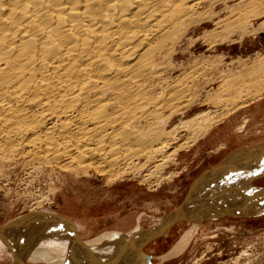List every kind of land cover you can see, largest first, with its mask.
<instances>
[{
  "label": "bare ground",
  "instance_id": "6f19581e",
  "mask_svg": "<svg viewBox=\"0 0 264 264\" xmlns=\"http://www.w3.org/2000/svg\"><path fill=\"white\" fill-rule=\"evenodd\" d=\"M258 30L264 31V0H0V161H13L18 155L39 168L57 167L66 180L160 186L175 177L166 172L169 164L178 166L193 144L211 134L214 123L264 93V54L251 69L231 71L234 67L226 64L231 70L219 68L217 76L213 72L208 78L212 63L198 66L193 61L186 68L180 45L185 41L195 45L202 39L214 43L210 46L218 52L219 37ZM193 33H200L199 38L193 39ZM180 69L184 70L176 74ZM209 83L217 86L208 89ZM261 149L262 157L252 161V167L245 164L249 160L243 152L242 159L241 152L235 153L224 167L258 172L260 159L264 161ZM234 174L227 176L218 169L210 177L208 193L198 188L204 184L202 177L192 195L203 197L189 198L164 218L169 222L191 207L197 212L190 218L196 223L162 260L186 249L200 218L223 214L218 212L219 203L224 201L230 212L238 213L251 206L243 205L249 201L246 198L264 197V188L249 184L250 189L240 190L247 180L240 182ZM247 174L256 175L253 170ZM57 192L50 189L36 203L49 201ZM235 195H244L239 201L245 203L235 204L239 202ZM201 202L205 204L197 205ZM211 204L216 206L213 210ZM21 226L31 230L19 246L14 231ZM162 231L139 229L128 242L126 257L139 256V263L150 264L140 246ZM124 236L105 232L81 241L69 219L37 212L35 207L0 227V239L16 257L15 264L24 260L81 264L77 260L84 256L81 250L89 254L85 262H110L112 257L115 264L118 248L114 247Z\"/></svg>",
  "mask_w": 264,
  "mask_h": 264
},
{
  "label": "rangeland",
  "instance_id": "374dc122",
  "mask_svg": "<svg viewBox=\"0 0 264 264\" xmlns=\"http://www.w3.org/2000/svg\"><path fill=\"white\" fill-rule=\"evenodd\" d=\"M260 20L262 21L263 18L261 17L258 21L256 20L255 26L257 23H260ZM202 31L203 29L200 30V33ZM200 33L198 36L196 35L197 33H193V39L199 38ZM250 33L246 35H239L240 33H237L235 35L236 37H227V35L219 37V42L216 40L217 44L221 42L218 45L220 47L218 52H215L213 47L210 46L214 43L210 44V42H204L202 39H198L199 41L195 42V45L188 41L182 42L180 46L185 50L184 52L186 54L182 58L183 66L189 68L190 66L188 67V65H191L190 63L193 61V63L198 61V66L200 64L207 66L211 63L214 66V63H217L214 67L211 66L213 68L208 65L210 67L208 78L214 75L217 76L220 69L227 72L230 65L234 67L231 68L230 66L232 70H229L231 71L251 69L260 62V59L258 60L257 58H260L264 54V31L258 30L251 31ZM232 41L234 42L232 43ZM189 43L191 46L188 45ZM198 55L199 58H197ZM213 55H215V58ZM217 55H223L224 57H219V60ZM192 56L194 58L190 60ZM202 57L204 63L203 59H201ZM210 59L217 60L219 63L211 61ZM187 60L190 61L187 63ZM226 64H229V66H226ZM240 64L241 66H239ZM238 67H242L243 69ZM245 67L246 69H244ZM183 68L186 69L185 67ZM235 68L236 70H233ZM184 69H180L181 71L176 74H179ZM209 84L207 86L208 89L217 86L216 84ZM214 124L211 134L208 135L209 137L207 136L209 141L207 140L202 147L199 144L206 141V138L193 144L190 150L185 152L178 166L170 163L166 172H173L175 177L169 181H163L158 187L143 184L139 188L135 186V183L130 184V181L127 183L106 185L104 181L97 179L87 180L69 177L66 180L63 177V173L57 167L42 166L39 168L40 166L37 163L32 164L29 160L27 162V159L19 157L18 155L15 157L16 160L19 157L17 161L15 159L13 161L9 160L6 163L0 161V227L13 219L29 214L28 212L35 207L37 212L46 211L48 213H58L76 223V219L85 218L88 230L85 231L84 227L81 228L80 237L83 240L92 236L101 235L106 231H114L124 232L127 235L125 237H131L128 239L130 242L135 231L133 233L130 232L134 227L157 223L173 211L179 210L186 205L189 198L192 197V201L202 198L203 196L201 197L198 193L192 195L194 187H196L202 177L204 184L198 188L203 187L204 193H208L211 189L209 185L212 182L210 177L214 173L217 175V168L222 171L224 170L227 176L230 173L238 174L237 177L240 182L247 180L245 187H238L240 190L250 189L249 184L252 188H264L263 158L258 163V168H260L258 172L254 171L253 168H249L250 170L242 168L238 172L237 168L231 171L228 170L230 168L224 167L225 164L228 165L230 156L239 148L245 147L242 150L245 154L250 152L251 149L254 151L255 146H259V148L257 147L258 153L250 154V156L254 163L256 162V158L262 157L260 150H262L261 148L264 149V146H262L264 144V93L249 99L245 106L231 111ZM242 155V153L239 154L238 158L242 159ZM248 157L244 159H248ZM252 161L250 160V163L248 161L245 164L252 167L254 164ZM252 170L256 173L255 176L247 174L251 173ZM176 173L178 174L176 175ZM242 173L244 177H239L243 175ZM249 175L251 178H247ZM236 179L234 178V180ZM234 180L230 179V181ZM151 187L152 189H150ZM56 188L58 192L55 197L49 201H42L41 204L36 203L38 199L41 200L46 195L48 196L50 189ZM203 195L208 196V194ZM240 196L244 197V195H235V197H238V201L239 198L241 199ZM263 198V195H255L254 197L245 199L246 201L249 200L248 203H245L244 200L235 202L237 205L243 203H245L243 205H251L246 210L243 208L245 211L238 213L230 212L231 207H227L224 201L216 205L220 209L218 212H223V214L215 217L200 218L195 235L190 240L186 249L178 256L166 260L161 259V256L174 246L183 232L190 225L196 223L194 221L195 219H181L176 221L168 230L162 231L147 241L143 248L151 254L153 264H264ZM204 204V202H201L197 205L202 206ZM227 204L229 205L230 203L228 202ZM211 206L212 210L216 207L213 204ZM30 230L21 226L15 230L16 232L14 231L17 245L20 246L22 244L24 237L27 240L26 232ZM138 257L129 258L126 263L138 264L140 262V260L138 261ZM16 260V257L11 255L8 245L0 239V263L15 264ZM25 262L24 260L23 264ZM29 263L60 264L52 261L42 262L34 260Z\"/></svg>",
  "mask_w": 264,
  "mask_h": 264
},
{
  "label": "crops",
  "instance_id": "0c3cea01",
  "mask_svg": "<svg viewBox=\"0 0 264 264\" xmlns=\"http://www.w3.org/2000/svg\"><path fill=\"white\" fill-rule=\"evenodd\" d=\"M209 137V136H208ZM208 137L206 138V141H203V144H204V142L206 143L207 142V140L209 141V139H208ZM202 144V143H201ZM200 144V145H201ZM203 144L200 146V147H202L203 146ZM262 146H264V144L262 145ZM259 148V146H255L254 147V151H253V149H251L250 150V152H247V153H245L246 155H247V157L250 155V154H257L258 153V148ZM243 148H245V147H243ZM243 148H239V149H237L236 150V152L235 153H238V152H243L242 150H244ZM257 149V151H255L256 149ZM239 150H241V151H239ZM238 151V152H237ZM235 153H233L232 155H234ZM232 155L230 156V158L232 157ZM229 158V160H231L232 158H234V157H232L231 159ZM259 158H256L255 160H258ZM248 160L250 161H252V157L250 156V157H248ZM221 168V167H220ZM219 168H217V170H218ZM214 175V174H213ZM71 220V219H70ZM72 221V220H71ZM76 221H77V223L76 222H74V221H72L73 223H75L76 225H79L80 226V228H79V234H80V230H81V228L82 227H84L85 228V231H87L88 230V226L86 225V220H85V218H81V219H76ZM136 229V227H134L133 228V230L130 232V233H133V231ZM106 232H109V231H106ZM112 233H114V231H111ZM141 232H145V230H143V228L141 229ZM146 232H148V230L146 231ZM145 232V233H146ZM155 233L156 232V230L155 229H153V230H151V231H149V233ZM105 233V232H104ZM119 233H122V234H125L124 232H119ZM103 234V233H102ZM77 235H78V232H77ZM158 234H156L155 236H157ZM97 236H99V235H97ZM97 236H92V237H89V238H87V239H82L83 241H90V240H92V239H94V238H96ZM126 236V235H125ZM124 236V238H123V240H122V242H121V244H117L116 245V247H114V249L115 248H118L117 250H115V253L118 251V253L116 254V256L114 257V259L116 260V263L115 264H127L126 262H127V260L129 259L128 257H126L127 255H128V251L127 250H129V246H128V242H129V238H131V237H129V238H127V237H125ZM152 237H154V236H152ZM151 237V238H152ZM126 238V239H125ZM150 238V239H151ZM149 239V240H150ZM147 242V241H146ZM127 243V244H126ZM144 244V243H143ZM118 245H119V247H118ZM127 245V246H126ZM125 247V248H124ZM141 247V246H140ZM124 248V249H123ZM141 249V248H140ZM114 251V250H113ZM141 251H142V249H141ZM81 252H82V255H84V256H88L89 257V254H88V252H86V251H83V250H81ZM85 252H86V254H85ZM111 252V251H110ZM142 253H143V251H142ZM92 254H94V253H92ZM113 254V253H112ZM144 254V253H143ZM144 255H146V254H144ZM84 256L82 257V259L79 257V255H78V257H77V260H82L83 262L81 263V264H85L84 262L86 261V260H83L84 259ZM120 256H122V257H120ZM147 256V255H146ZM88 257H86V259L88 258ZM126 257V258H125ZM111 259V260H110ZM124 259H127L126 260V262H123V260ZM150 259V258H149ZM79 260V261H80ZM87 260H90V257H89V259H87ZM106 260H107V262H108V259H105V261H104V259L103 260H100V262L99 261H94L93 260V264H112L113 263V259H112V257H109V261L110 262H106ZM17 262V260L15 261V263ZM96 262V263H95ZM115 262V261H114ZM150 262H151V260H150ZM25 264H31V263H29L28 261H26L25 262ZM114 264V263H113ZM128 264H130V263H128ZM151 264H153L152 262H151Z\"/></svg>",
  "mask_w": 264,
  "mask_h": 264
},
{
  "label": "water",
  "instance_id": "95a60500",
  "mask_svg": "<svg viewBox=\"0 0 264 264\" xmlns=\"http://www.w3.org/2000/svg\"><path fill=\"white\" fill-rule=\"evenodd\" d=\"M196 208L195 207H191V208H188V209H186L185 211H183L181 214H179V215H176V216H174L173 218H171L170 220H169V222H167V221H165V219H162V220H160L159 222H157V223H153V224H150V225H144V226H137L136 227V230H135V233L132 235V237H134V236H137V231L140 229H142L143 228V230H148V231H151V230H153V229H155V230H163V231H166V230H168L176 221H178V220H181V219H190V218H192L194 215H196V210H195ZM29 213V212H28ZM49 213H53V212H49ZM27 214V213H26ZM53 214H56V215H58V216H60V217H64L65 218V216L64 215H61V214H58V213H53ZM74 226H75V228H76V230H77V232H78V238L81 240L82 238L80 237V234H79V228H78V226L75 224V223H72ZM161 226V227H160ZM82 241V240H81ZM145 244V243H144ZM144 244H142L141 245V249H142V251H143V253L144 254H146L149 258H150V260H151V254L150 253H148V252H146L145 250H144V248H143V246H144ZM81 259H82V256H79ZM81 262H83L82 260H80ZM151 262L153 263V261L151 260ZM85 264H90V263H88V262H85ZM138 264H141V263H138Z\"/></svg>",
  "mask_w": 264,
  "mask_h": 264
}]
</instances>
